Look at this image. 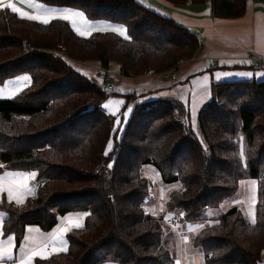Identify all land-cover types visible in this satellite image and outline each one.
Here are the masks:
<instances>
[{
	"label": "trees",
	"instance_id": "trees-1",
	"mask_svg": "<svg viewBox=\"0 0 264 264\" xmlns=\"http://www.w3.org/2000/svg\"><path fill=\"white\" fill-rule=\"evenodd\" d=\"M39 1L121 24L130 39L112 31L81 36L68 21L53 18L45 25L0 8V84L21 73L31 78L14 97L0 98V172L37 174L34 193L24 202L0 201L2 235L13 234L17 247L26 225L47 230L59 216L84 211L83 227L67 235V249L34 264H173L162 240V217L143 210L151 183L140 167L151 164L161 182L180 184L165 210L179 209V222L206 221L191 238L203 264H258L264 251V79L211 81L195 128L188 114L175 116L172 98L136 100L117 136L116 116L102 107L113 90L68 59L106 69L115 62L125 76L160 73L198 53L196 33L141 0ZM165 1L206 5L212 17L233 19L244 15L248 0ZM243 178L257 182L255 223L237 206L207 221L206 207L235 194Z\"/></svg>",
	"mask_w": 264,
	"mask_h": 264
},
{
	"label": "crops",
	"instance_id": "crops-1",
	"mask_svg": "<svg viewBox=\"0 0 264 264\" xmlns=\"http://www.w3.org/2000/svg\"><path fill=\"white\" fill-rule=\"evenodd\" d=\"M17 1L30 9V11L27 12L30 15L48 14L55 18L64 14L71 15L72 19L69 20L68 23L72 27V22L74 21L76 26L85 33L83 36H88L93 31H97L94 30L92 26L103 27L108 23H112L105 20L86 21L87 18L85 15L77 9L53 4H45L39 0H27L26 3L24 0ZM141 1L186 25L196 34L198 33L203 36V40L198 53L192 58L182 61L174 70L176 73L175 78L170 76L163 77L162 74L152 73H145L139 76H125L119 72L117 63L111 62L107 69L109 72L108 81L113 86V92H111L104 99L102 105L109 99L123 102L121 105L113 104L109 106V109H105L109 113L117 111L118 109L114 124L115 126H117V119L122 121L121 123L124 125L127 120H124L123 113L127 112L129 117L136 100L140 101L160 97H169L180 101L185 107H187L188 116L190 118L189 123L193 127V120L195 119L196 121L198 110L209 99L211 81L249 80L252 78H256L258 80L264 79V70L262 68L238 66L240 64H250L247 58L248 54H258L264 56V0H248L244 15L233 19L212 17L209 13V7L201 4L174 6L162 0H148L149 3L147 0ZM9 2L11 1L4 0L5 4ZM159 5L161 7L168 6L170 11L159 9ZM51 9H57L58 11L52 13L50 12ZM65 9L71 10V12L65 13ZM21 11L24 10L21 9ZM75 13H82L86 19H80V17L75 15ZM79 21H81V23H79ZM112 24L120 25L116 23ZM121 26L125 29L123 25ZM72 29L76 32L73 27ZM68 62L72 65V67L79 70L84 75L94 77L97 81H99L97 72L101 66L97 62L84 63L72 59H68ZM215 62H218L217 66H212ZM218 73H228L229 75H222L221 78L217 80ZM246 73H251L252 75H245ZM24 76L30 77L28 73H21L6 79L3 83H1L0 98L12 97V90L16 88L21 90L30 84L31 78L26 82L22 79ZM205 76L208 77L206 85L204 81ZM205 87L208 90V95H203ZM128 94H134V96L129 97L127 96ZM108 142L106 146L108 145ZM27 173L32 172L9 169H4L0 172V177H3V180H0V185L3 186V191H0V201L2 199H7L16 202L15 197L19 195L22 202H24L34 193L36 178H30L23 175ZM24 185H27V187L25 188ZM9 188H11L14 193L12 198H9L8 196ZM27 189L31 190L28 191ZM85 213L86 212L84 211L67 212L59 216L56 224L47 230L40 228L36 224H28L25 226L22 239L16 247L15 238L13 239L11 245H9L7 240L8 236L14 237L13 234L2 235L1 226L5 215L2 209H0V246L10 248L13 256L12 261L5 259L0 261V264H13V262H15V264H19V257L27 253L29 249L38 251L41 248H45L44 256L33 257L32 264H34V261L37 258H46L51 254L60 252L58 251L60 242L57 239V230L60 228H68V231L63 236V239L66 242L65 248L67 249V235L77 230V228L71 226L69 222L82 217L81 222L84 223L85 216H82V214ZM165 215H167V213H165ZM197 224L204 225L205 223L200 221V223H196V225ZM185 227L188 228L191 233L198 229L191 223L186 226L183 224L180 226L181 229ZM178 229L179 225L176 230ZM25 237H28V239L25 240ZM185 247L187 250L183 254H181L179 248L177 258L174 260L173 264H176L177 260L180 261V264H185L186 259L190 260L191 264H198L199 261L201 263V254L194 247ZM100 264L116 263L104 260L101 261Z\"/></svg>",
	"mask_w": 264,
	"mask_h": 264
},
{
	"label": "rangeland",
	"instance_id": "rangeland-1",
	"mask_svg": "<svg viewBox=\"0 0 264 264\" xmlns=\"http://www.w3.org/2000/svg\"><path fill=\"white\" fill-rule=\"evenodd\" d=\"M148 1V0H147ZM166 3L172 4L168 1L162 0ZM149 3V1H148ZM151 4V3H150ZM173 5V4H172ZM159 9L161 10H168L170 11V9H168V6H163L161 7L160 5L158 6ZM80 19L85 20L86 18L83 15H79ZM86 21H92V20H87ZM79 23H81V21H79ZM107 25H113V26H117V27H122L121 24L120 25H114L112 23H108ZM123 28V27H122ZM197 35V39H198V43H201L203 40V36H201L200 34H196ZM201 37V38H200ZM251 54H248L247 56L249 57ZM258 55V54H257ZM261 56V55H259ZM247 57V58H248ZM264 57V56H263ZM249 60V58H248ZM81 62V61H80ZM84 62V61H83ZM84 63H91V62H84ZM216 63V62H215ZM212 64V66H217L218 62L216 64ZM179 65V64H178ZM177 65V67H178ZM176 68H173L171 70H166L167 74L166 77L170 76L171 72H174ZM102 69L100 68L97 72L98 76H99V80H100V76H101V71ZM164 72V71H162ZM152 74H163V73H154L152 72ZM163 98H167V97H163ZM169 98V97H168ZM169 104L173 105L175 108V116L177 115L179 118L185 119L187 114L185 108L182 106V104H179V102H177L176 100H169ZM189 117V116H188ZM190 121V118H189ZM122 121H120L118 126L114 125L115 129H118L117 131V136L120 135V133L122 132L124 125H122L121 123ZM194 122V126L193 128L196 127V121L195 119L193 120ZM109 141H112V139H110ZM109 144V142H108ZM109 150L108 145L105 147V151ZM242 151V150H241ZM140 172L142 174V176H144L145 178H147L150 183V191L148 196L146 197L144 203H143V210L145 214H150L154 217H158L161 216V226H162V232H163V243L164 245L170 250V252L172 253V255L174 256V260L177 258V253L178 250L180 248V252L181 254L186 252V247L185 246H189V248H193L191 245V238L193 236L194 233H196L200 228H198L196 231L194 232H190V230L188 228H180V226L183 225H187L189 223L196 225V223H200L201 220L199 221H178L174 224H170L168 222V218L173 215L174 213H181L179 211V209L176 210H172V211H166L165 210V203L168 199L169 193L180 187L179 183H170V184H166L161 182L160 177H159V173L156 170V168L151 165V164H142L140 167ZM259 174L261 176H264V166H262L259 170ZM36 177V176H35ZM256 181L255 178H243L239 181L238 184V188L235 194H233L232 196L224 199L219 205L217 206H209L206 207V209L203 212V216L207 217V221L210 218H216L217 216H219L221 213H223L226 209H228L231 206H237L241 209V211L243 212L244 216L246 217V219L248 220H252V216L249 215L250 211L254 214L255 212V203L257 200L256 197V183L255 185H253L251 183V181ZM36 181V179H35ZM244 181V184H241L240 182ZM165 213H167V215H165ZM207 214V215H206ZM85 220V219H84ZM178 223V224H177ZM204 223H206V221H204ZM177 224V225H176ZM179 225V229L176 230L177 226ZM79 230V229H77ZM76 232V231H75ZM73 232V233H75ZM176 232V234H175ZM76 237L78 238H82V236L80 234H77ZM185 237H187V240L185 241ZM197 251H199L196 248ZM200 253V252H199ZM201 254V253H200ZM202 256V254H201ZM264 264V251L261 254V258L259 259L258 264ZM185 264H191L190 260L186 259ZM198 264H203V257H202V261L200 263V261L198 262Z\"/></svg>",
	"mask_w": 264,
	"mask_h": 264
},
{
	"label": "snow or ice",
	"instance_id": "snow-or-ice-1",
	"mask_svg": "<svg viewBox=\"0 0 264 264\" xmlns=\"http://www.w3.org/2000/svg\"><path fill=\"white\" fill-rule=\"evenodd\" d=\"M24 2L26 3L27 0H24ZM0 8H8V9H11V11L13 13L18 14L21 18H24V19H27V20H32V21L39 20L41 23H43L45 25H47L48 23H50V20L52 18H55V17L50 16L48 14L30 15L27 12L21 11V9L19 7L14 6V4L11 3V2L5 4L4 3V0H0ZM57 11H58L57 9H51L50 10V12H52V13H55ZM64 12L65 13H70L71 10L65 9ZM75 15H78L79 16V15H82V13H75ZM58 18L61 19V20H65V21H69V20L72 19L71 15H69V14L60 15ZM72 27L76 30V32L79 35H82L83 36L85 34L84 32H82L76 26V23L74 21L72 22ZM92 27L94 28V30H97V31H112V32H116L120 36H122L124 39H126V40L127 39H130L127 36V34H126V29H124L122 27H117V26H113V25H105L103 27H95V26H92ZM222 75L223 76H227L229 74L228 73H223V74H219L218 73L217 74V80H219ZM245 75H252V74L251 73H246ZM22 79H23V81H26L27 82V81L30 80V77L24 76ZM204 81H205V85H206L207 84V81H208V77L207 76L204 77ZM18 91H20L19 88H16V89L12 90L11 95L14 97ZM208 94H209L208 93V90L205 87V91H204L203 95H208ZM122 103L123 102L122 101H119V100H115L114 101V100L109 99L105 104L102 105V107L104 109H109V106L110 105H113V104L121 105ZM117 111H118V109H117ZM117 111H112L111 112V115L116 116L117 115ZM129 111H131V110H129ZM123 117H124V120L126 121L127 118H128V113L127 112L123 113ZM119 123H120V120L117 119V121H116L117 126L119 125ZM111 146H112V141H109L108 148L110 149ZM107 154L108 153L106 151L105 152V155H107ZM240 156H241V160H243L244 159V152L243 151H241ZM108 167L109 168H112L113 165L112 164H109ZM13 175H15V174H13ZM23 175H26V176H28L30 178H35V176L37 174L35 172H32V173H27V174H23ZM0 180H3V177H0ZM240 183L241 184H244L245 182L244 181H241ZM251 183L253 185H255L256 181L253 180V181H251ZM24 187L26 188L27 185H24ZM27 190L30 191L31 189H27ZM0 191H3V186L2 185H0ZM13 195H14L13 190L11 188H9L8 189V196H9V198H12ZM15 198H16V202L17 203H22V200H21V198H20L19 195H17ZM86 215H88V214L87 213L82 214V216H86ZM249 215L253 217L251 222L254 224L255 223L254 214L250 211ZM81 219H82V217L80 219L75 220V221H70L69 223L71 224V226L79 229V228H82L83 227V223L81 222ZM216 223H219V221H216ZM195 227L196 228H203L204 225L203 224H197V225H195ZM190 230H191V226H190ZM67 231H68V228H60V229L57 230V239L60 242V247H59L58 251H65L66 250V248H65L66 242L64 241L63 236H64V234ZM13 239H14L13 236H8L7 240H8L9 245L12 244ZM27 239H28V237H25V240H27ZM186 240H187V237H185V241ZM54 250H56V249H54ZM44 251H45V248H41L38 251L29 249V251L27 253H25L24 255H21L19 257V264H32L33 257H35V256H41V257H43L44 256ZM5 259L6 260H9V261H12L13 260L12 252H11L10 248L0 246V261H3ZM13 264H15V262H13ZM176 264H180V261L177 260L176 261Z\"/></svg>",
	"mask_w": 264,
	"mask_h": 264
},
{
	"label": "built area",
	"instance_id": "built-area-1",
	"mask_svg": "<svg viewBox=\"0 0 264 264\" xmlns=\"http://www.w3.org/2000/svg\"><path fill=\"white\" fill-rule=\"evenodd\" d=\"M15 6L18 7V5H16V1L17 0H10ZM20 3V2H19ZM21 4V3H20ZM23 5V4H22ZM23 9L27 10V11H30V9L28 7H26L25 5H23ZM20 8V7H19ZM21 9V8H20ZM249 62L255 66H264V57L263 56H259L257 54H251L249 57ZM102 70L100 71L101 73V76H100V80H99V85L100 87L102 88H106L108 90H112L113 89V86L111 83H109L108 81V75H109V72H108V69L106 68H101ZM167 71H164V72H161L163 73L162 76L163 77H166V73ZM148 74H151L152 71L151 70H147ZM170 77L172 78H175L176 77V73L175 71L174 72H171L170 73ZM180 213H174L173 215H171L169 218H168V222L170 224H174L176 222H178L180 220Z\"/></svg>",
	"mask_w": 264,
	"mask_h": 264
},
{
	"label": "bare ground",
	"instance_id": "bare-ground-1",
	"mask_svg": "<svg viewBox=\"0 0 264 264\" xmlns=\"http://www.w3.org/2000/svg\"><path fill=\"white\" fill-rule=\"evenodd\" d=\"M16 3V5H18L19 7H21V9H23V5L22 4H20L18 1H16L15 2ZM27 7V6H26ZM24 11H26V12H29V11H27V10H25V9H23ZM201 38V37H200Z\"/></svg>",
	"mask_w": 264,
	"mask_h": 264
}]
</instances>
